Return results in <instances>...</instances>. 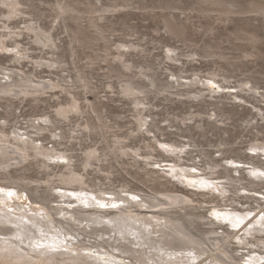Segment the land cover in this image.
<instances>
[{
	"label": "rangeland",
	"instance_id": "rangeland-1",
	"mask_svg": "<svg viewBox=\"0 0 264 264\" xmlns=\"http://www.w3.org/2000/svg\"><path fill=\"white\" fill-rule=\"evenodd\" d=\"M261 4L0 0V85L12 88L0 89V131L11 143L15 131L26 134L57 157L31 150L8 171L30 182L31 194L37 186L51 206L60 190L48 184L64 187L62 175L72 170L89 192L187 196L191 206L173 212L194 232L226 235L252 219L247 229L264 230ZM20 78L35 92H14ZM253 234L249 245L233 239L228 249L238 258L252 251L264 257V232Z\"/></svg>",
	"mask_w": 264,
	"mask_h": 264
},
{
	"label": "bare ground",
	"instance_id": "bare-ground-1",
	"mask_svg": "<svg viewBox=\"0 0 264 264\" xmlns=\"http://www.w3.org/2000/svg\"><path fill=\"white\" fill-rule=\"evenodd\" d=\"M61 10L67 11L64 7ZM258 10L264 12V4ZM46 37L42 38L48 40ZM18 82L26 85L14 88V92L19 90L22 95L35 92V87L28 85L29 80L20 78ZM0 89L12 90L9 85H0ZM125 91L132 93V85H128ZM76 108L72 104L69 111ZM69 111L64 109L61 114L66 115ZM34 127L43 130L40 124ZM12 141L0 131V260L8 264H260L264 260L262 254L255 251L238 258L228 249L233 239L249 245L248 239L254 237L253 233L264 232L246 228L253 224L254 219L239 230H236L238 224L233 226L231 223L235 230L226 235H219L215 230L201 231L198 226L194 232L184 218L175 215L178 212H173L187 210L191 206L192 200L183 194L163 193L157 197L132 191L89 192L82 188L85 185L83 177L70 170L62 175L64 187L48 184L51 190L60 191L54 196L55 200L49 201L55 206L47 205L37 186L36 195L31 194L28 189L30 182L26 183L22 177L14 178L8 170L12 162L28 160L31 150L48 160L54 159L55 155L46 154L26 134L15 131ZM261 148L256 147L255 150ZM92 157L93 152L87 154V165ZM70 166L69 163L66 168ZM171 169L174 170L173 167ZM205 182L213 183L211 180ZM214 186L228 192V187L222 183ZM9 192L12 195H8ZM24 197L28 198V204L20 203ZM59 198L62 200L58 201ZM212 210L217 216H229L217 210L216 206ZM215 224L214 221L208 223L209 226ZM262 225L264 228V223ZM87 230L91 232L84 235ZM241 231H244L243 235L239 236Z\"/></svg>",
	"mask_w": 264,
	"mask_h": 264
},
{
	"label": "snow or ice",
	"instance_id": "snow-or-ice-1",
	"mask_svg": "<svg viewBox=\"0 0 264 264\" xmlns=\"http://www.w3.org/2000/svg\"><path fill=\"white\" fill-rule=\"evenodd\" d=\"M8 195H12V193L9 192ZM101 207H104V205H101ZM112 207H116V205H112Z\"/></svg>",
	"mask_w": 264,
	"mask_h": 264
}]
</instances>
